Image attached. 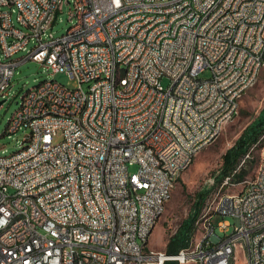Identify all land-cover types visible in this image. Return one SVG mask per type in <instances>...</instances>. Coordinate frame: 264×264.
Returning <instances> with one entry per match:
<instances>
[{"label": "built area", "instance_id": "obj_1", "mask_svg": "<svg viewBox=\"0 0 264 264\" xmlns=\"http://www.w3.org/2000/svg\"><path fill=\"white\" fill-rule=\"evenodd\" d=\"M212 4L0 0V108L26 61L74 83L87 78V89L45 81L17 102L5 135L24 133L26 152L0 155V192L11 197L0 199V264H231L241 253L264 264V150L253 177L225 178L221 189L240 190L216 195L219 211L207 203L185 249L149 247L173 181L235 119L264 68V0H224L219 12ZM66 7L72 26L56 37ZM227 218L239 223L233 231Z\"/></svg>", "mask_w": 264, "mask_h": 264}, {"label": "rangeland", "instance_id": "obj_2", "mask_svg": "<svg viewBox=\"0 0 264 264\" xmlns=\"http://www.w3.org/2000/svg\"><path fill=\"white\" fill-rule=\"evenodd\" d=\"M71 26L72 22H70L69 18V9L66 7L55 22L52 32L56 37H60ZM31 46L32 45L29 46V49ZM26 54V52H20L16 54L13 59L20 61L26 56ZM0 58L2 59L1 50ZM209 77L210 74L205 72L200 78L207 79ZM52 80L67 87H78V82L75 81L74 83L70 81L66 75L61 73L53 74V72L48 69L47 65H43L35 61H26L16 68L11 87L6 93L5 99L7 101H5L3 106L0 108V155H3V152L7 155L17 152L24 143V133L20 132L12 136L5 135L8 123L15 111L18 109L17 102L21 101L22 96L28 90L45 81ZM161 83L165 88H167L170 85V79L165 77L161 80ZM84 88L87 89V85H84ZM0 101L3 100L0 99ZM263 111L264 68L260 73L259 79L256 80L254 87H252L240 101V109L235 119L227 125L220 137L204 149L195 158L190 168L183 172L178 178L176 186L172 191L171 198L166 203L164 213L159 219L149 240V247L152 250L161 252L166 251V245L170 237L176 233L183 221L189 216L193 205V200L191 198L196 193L204 189L211 190L213 188L205 202L202 209L203 211L208 202L211 203L219 197L216 195L234 193L240 190V187L225 186L221 189V185L217 186L216 180L220 175L223 163L222 156L228 149L235 145L245 128L258 119L262 115ZM62 141L63 135L60 132L55 138V142L60 143ZM263 150L264 135L261 138V142L254 145L252 159L247 164L246 177L251 178L254 176ZM136 170V167L130 168V172H135ZM228 219L232 224L230 231H233L234 226L239 225V223L233 218H227V220ZM223 220L224 219L221 216H216L214 218V224L217 225ZM196 231H198V228L194 226V232ZM221 235L223 236V234ZM245 262L246 260L243 253L238 254L234 259V264H245Z\"/></svg>", "mask_w": 264, "mask_h": 264}, {"label": "trees", "instance_id": "obj_3", "mask_svg": "<svg viewBox=\"0 0 264 264\" xmlns=\"http://www.w3.org/2000/svg\"><path fill=\"white\" fill-rule=\"evenodd\" d=\"M264 135V111L262 115L252 122L249 126L245 128L239 139L236 141L235 145L228 149L226 153L222 156V167L220 175L217 177V186L221 185L225 178L233 176L236 181H241L247 175V164L251 160H247L246 164L241 167V169L235 173L241 164L245 156L250 152L251 148L261 142V138ZM213 188L204 189L196 193L191 199L193 200V205L189 216L183 221L178 230L174 235H172L166 245L165 253L167 255H177L183 249H185L189 243L190 239L194 234L195 223L205 205V202L212 192ZM165 264H179L176 261H167Z\"/></svg>", "mask_w": 264, "mask_h": 264}, {"label": "bare ground", "instance_id": "obj_4", "mask_svg": "<svg viewBox=\"0 0 264 264\" xmlns=\"http://www.w3.org/2000/svg\"><path fill=\"white\" fill-rule=\"evenodd\" d=\"M219 6H224V0H217V4L211 5V12H219ZM97 47H106V40H97ZM124 80V71H117L112 74V83L113 85H121ZM257 80V79H256ZM78 82V87L82 88L84 85H87V78H77L75 80ZM52 82H56L52 80ZM42 88V83L32 89L29 92H36ZM26 152V142L23 143V146L18 150V154H25ZM190 166H188V169ZM177 181H173L172 191L176 186ZM0 199L4 200V205H11V197L9 192H0ZM166 203L164 204L165 210ZM222 208V196L216 198L213 202L208 204V211H219ZM23 214H30V207H23ZM162 214H157V221L161 218ZM55 256H62V248H55ZM186 258H194L193 250H186ZM37 263H44V252H37ZM231 264H234V261H231Z\"/></svg>", "mask_w": 264, "mask_h": 264}]
</instances>
